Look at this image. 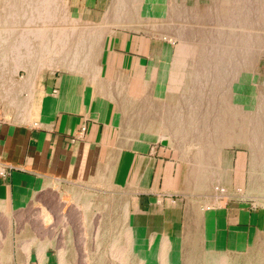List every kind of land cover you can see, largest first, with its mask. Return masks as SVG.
Instances as JSON below:
<instances>
[{"label":"bare ground","instance_id":"bare-ground-1","mask_svg":"<svg viewBox=\"0 0 264 264\" xmlns=\"http://www.w3.org/2000/svg\"><path fill=\"white\" fill-rule=\"evenodd\" d=\"M184 3L111 0L96 15L75 10L67 0H0V96L27 118L42 102V74L68 69L92 85L94 99L119 103L114 117L123 121V143L140 141L141 130L144 138L174 141L201 187L207 177L219 176L211 166L217 154L212 149L231 138L248 141L257 163L251 192L263 194L264 0H224L203 10ZM113 26L169 34L175 54L163 65L154 62L140 87H132L123 71L105 69ZM19 68L29 75L22 83L8 74ZM190 147L200 150H183ZM209 257L208 264H228L224 255Z\"/></svg>","mask_w":264,"mask_h":264},{"label":"crops","instance_id":"crops-1","mask_svg":"<svg viewBox=\"0 0 264 264\" xmlns=\"http://www.w3.org/2000/svg\"><path fill=\"white\" fill-rule=\"evenodd\" d=\"M66 86L45 85L27 118L13 100L0 114V264H115V250L122 264H178L185 236L211 244L256 223L243 204L187 196L164 148L123 143V121Z\"/></svg>","mask_w":264,"mask_h":264},{"label":"rangeland","instance_id":"rangeland-1","mask_svg":"<svg viewBox=\"0 0 264 264\" xmlns=\"http://www.w3.org/2000/svg\"><path fill=\"white\" fill-rule=\"evenodd\" d=\"M222 1L224 0H184V4L197 10H203L213 7ZM110 2L111 0H67L68 5L75 10L85 9L89 13L92 12L96 15L103 14L106 5ZM112 31L104 57L105 69L109 72L123 71L128 76L132 87L139 86L143 75H145L142 72L151 70L154 62L163 65L168 62V56L175 54L174 44L170 42L169 34L161 35L151 30H139L124 26H113ZM46 40L48 41L49 39ZM170 47L172 48L171 51L168 50ZM8 71L11 77L21 83L25 82L29 77L23 68L9 69ZM260 71L264 72V58L260 62ZM262 79L264 80V74ZM63 80L66 85L68 84V88L71 89L69 97L86 101L91 100V109L101 114L114 116V110L119 107V103L94 99L95 94L92 85L86 82L85 84L74 73H70L68 69H48L41 76L40 86L44 88L45 85H50L53 96L55 95L53 90L56 87L60 91V82H63ZM79 81L83 84H80L81 82L79 83ZM78 85L81 88L76 90L75 87ZM28 93L29 90L26 89L23 93L24 97H27ZM6 104V100H0V114L2 113L5 116L8 113L7 106L4 107ZM15 110L13 109L14 112ZM140 133L144 135L145 132L141 130ZM119 134L120 132L116 130V138L114 140L116 144L120 141ZM121 141L123 140L121 139ZM132 141L133 147L141 146L143 143L139 142L145 141L148 148L150 146L164 148L162 155L165 160L173 159L178 164L180 185L182 190L189 193L187 196L202 197L204 203L214 204L213 202L217 201L222 204L236 206L243 204L245 207H249V210L256 215V223L253 226H245L244 229H241L242 232L235 231L218 236V241L216 242L215 240L211 244L209 242L206 243V236L204 235L189 234L185 236L184 246L188 250L181 252L184 260H180L178 264H184L185 261L186 264H208L209 254L212 257H209L210 260L216 259L219 254L224 255L228 258V264H264V193L251 192V188L254 186L257 163L256 155L253 152L254 149H252L248 141L231 138L227 139L226 143L223 140L217 148L212 149L217 154L212 155L214 158L211 166L214 167L216 172L218 171L219 176H214L213 180H209V177H207L208 179H205L206 186L202 187V181L197 171H195L196 169L187 161L186 154L179 152L180 149L174 141L168 142L157 137ZM183 150H200V148L190 147ZM206 246H211V249L208 250ZM122 255L115 250V264L124 262L125 257L123 255V258ZM166 262H168V259L165 258L163 264H166ZM132 264H138V262L132 259Z\"/></svg>","mask_w":264,"mask_h":264}]
</instances>
